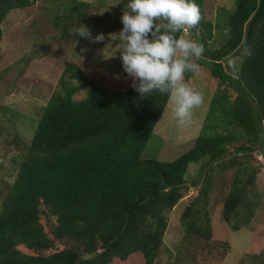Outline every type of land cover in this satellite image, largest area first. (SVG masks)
Returning a JSON list of instances; mask_svg holds the SVG:
<instances>
[{"label": "trees", "instance_id": "obj_1", "mask_svg": "<svg viewBox=\"0 0 264 264\" xmlns=\"http://www.w3.org/2000/svg\"><path fill=\"white\" fill-rule=\"evenodd\" d=\"M38 1L0 0V53L9 14ZM195 2L201 11L191 30L196 39L207 44L214 30L228 32L220 48L203 53L209 61L201 63L225 89L212 99L194 146L172 162L145 159L169 103L167 94L140 97L133 87L109 91L96 83L100 73L67 64L39 119L34 122L29 116L33 138L14 171L13 184L1 192L0 264H117L136 255L154 264L169 227L168 215L189 190L187 174L194 164L202 167L192 185L202 183L203 190L182 216L185 229L211 238L206 207L218 168L220 173L236 171L223 220L235 232L240 230L233 220L262 169L249 156L264 148V0H237L235 10L224 13V24L216 26L206 18L205 0ZM88 8V3L75 0L56 15L53 23L61 27L62 40L76 39L75 26L86 22ZM233 56L243 57L236 75L223 65ZM229 89L236 94L234 100ZM84 91L86 97L77 100ZM232 149L235 153L227 160ZM44 216L56 221L51 236Z\"/></svg>", "mask_w": 264, "mask_h": 264}, {"label": "rangeland", "instance_id": "obj_2", "mask_svg": "<svg viewBox=\"0 0 264 264\" xmlns=\"http://www.w3.org/2000/svg\"><path fill=\"white\" fill-rule=\"evenodd\" d=\"M73 1L75 0H39L29 9L13 11L3 24L0 53V197L1 192L7 191L13 184L19 161L26 152L27 143L33 138L35 131L29 116L34 122L39 119L43 107L59 89L67 64L73 63L87 73H100L96 83L109 91H126L132 87L131 78L122 68L119 52L108 59L104 55L111 53L106 50L103 55L105 46L109 43L113 46L112 53L118 48L119 41H115L111 34L118 33L122 28L121 16L125 9L121 4L123 0H77L89 4L88 10H84L87 18L83 25L91 30L92 37L98 33L105 36V40L98 43L79 33L76 39H61L62 29L53 22L56 15H61ZM236 2L237 0H205L207 20L214 26L223 25L224 13L235 10ZM78 26H75V30ZM214 33L215 37L207 42L208 45L200 38L196 39L193 32L190 31L188 35L202 43L207 52V49L220 48L224 42L223 28L214 30ZM62 35L64 36V31ZM200 58L199 71L186 73V79L203 94V103L193 109L190 122L183 126L177 125L171 104L168 103L144 151L145 159L172 162L194 146L209 114L212 99L220 90L225 89L219 80L211 76L210 68L201 63L204 59L209 61L206 55ZM242 62L243 57L233 56L223 60V65L229 73L236 75ZM228 91L234 100L235 92L232 89ZM85 97L84 91L76 99L83 100ZM234 153L232 149L226 159L229 160ZM249 161L260 163L262 169L255 185L248 188V195L233 220V225H237L240 230L235 232L223 220L224 203L231 191L236 171L231 169L220 173L218 168L206 207L211 238L190 234L185 229L182 216L192 202L200 198L203 190L202 183L196 187L192 185L202 167L201 164H194L187 174L186 185L189 190L168 215L169 227L154 264H264V148L252 153ZM42 223L51 236L56 223L54 217L44 216ZM21 249L25 253H32L28 249ZM249 256H258V259L251 260ZM117 264L146 262L143 256L136 255Z\"/></svg>", "mask_w": 264, "mask_h": 264}, {"label": "clouds", "instance_id": "obj_3", "mask_svg": "<svg viewBox=\"0 0 264 264\" xmlns=\"http://www.w3.org/2000/svg\"><path fill=\"white\" fill-rule=\"evenodd\" d=\"M200 20L195 0H126L122 28L111 34L119 41L118 48L112 53L109 43L103 52L111 53L104 55L105 59L119 52L122 68L140 97L154 92L167 94L179 126L189 123L193 109L204 101L203 94L186 79V73L199 71L198 60L205 51L202 43L188 35ZM74 33L92 42L105 40L103 33L92 37L91 30L83 24Z\"/></svg>", "mask_w": 264, "mask_h": 264}]
</instances>
